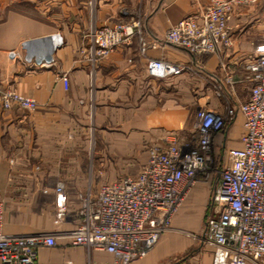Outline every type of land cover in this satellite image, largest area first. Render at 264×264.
I'll use <instances>...</instances> for the list:
<instances>
[{
    "label": "crops",
    "instance_id": "obj_1",
    "mask_svg": "<svg viewBox=\"0 0 264 264\" xmlns=\"http://www.w3.org/2000/svg\"><path fill=\"white\" fill-rule=\"evenodd\" d=\"M209 2L0 0V79L38 101L34 109L0 107L2 229L56 234L55 245L39 247L36 264H120L106 250L73 244L67 234L76 226L84 189L92 187L96 194L103 183L124 176L102 179L101 172L138 175L148 163V147L165 148L197 135L198 107L225 113L231 104L249 99L252 82L241 78L249 73L246 63L264 50V0L234 5L228 20L232 44L219 51L192 54L164 40L182 17L202 18ZM132 21L139 23L141 34L106 56L91 54L93 27ZM152 58L193 67L158 77L148 68ZM63 72L69 75L68 87ZM228 75L234 78L232 86ZM243 122L238 112L217 136L216 149L226 153L241 146ZM61 179L69 190L64 219L56 214ZM206 189L203 181L196 183L174 217L175 227L188 225ZM205 219L202 251L172 262L212 264V247L202 238ZM189 242L167 231L146 256L127 264H168L161 261Z\"/></svg>",
    "mask_w": 264,
    "mask_h": 264
},
{
    "label": "built area",
    "instance_id": "obj_2",
    "mask_svg": "<svg viewBox=\"0 0 264 264\" xmlns=\"http://www.w3.org/2000/svg\"><path fill=\"white\" fill-rule=\"evenodd\" d=\"M257 0H210L202 18L182 17L170 27L164 40L189 53L216 52L232 44L228 27L236 4ZM142 29L137 22H115L93 27L89 51L102 57L128 42ZM187 64L152 58L148 68L158 77L178 75ZM252 82L249 99L231 104L225 113L200 107L195 127L198 134L188 141H171L165 148L152 147L146 166L138 175H124L102 184L99 191L82 195L74 214L76 226L67 234L73 244L112 253L127 264L146 256L171 228L190 192L209 177L215 160L216 139L238 112L244 116L242 145L226 151L210 209L202 231L212 247V264H264V50L246 63ZM65 87L69 75L61 74ZM38 101L0 81V107L34 109ZM69 194L64 181L56 187V214L64 219ZM0 199V260L3 264H36L42 245L57 243L55 233H7L2 229Z\"/></svg>",
    "mask_w": 264,
    "mask_h": 264
},
{
    "label": "rangeland",
    "instance_id": "obj_3",
    "mask_svg": "<svg viewBox=\"0 0 264 264\" xmlns=\"http://www.w3.org/2000/svg\"><path fill=\"white\" fill-rule=\"evenodd\" d=\"M263 45L264 44H262V46ZM187 65H188L187 69L188 68L190 69V68L193 67V65H191V64H187ZM248 76H249V73L247 72V73H245V75L241 79L248 81L249 80ZM227 79H228L227 81H229V82H227L229 85H231L232 82L234 81V78L231 75H228ZM0 81H1V79H0ZM1 83H2V81H1ZM199 108L200 107H198V109L196 111V114H197ZM196 114H195V118L193 119L194 123L197 122ZM189 139H191V137L188 138L186 141H188ZM151 148H152V146L148 147L149 152H150ZM218 151L219 150L216 149V147H215V160L213 162V169L211 170L209 177H207L205 174H199L198 175L199 181H203L204 183H206V185H207V189L206 190L207 191H206V193L204 195H202V196L197 198V203L195 205V212L193 211V214L191 215V218H189L187 220L188 225H185V226H182V227H175L173 225L174 223L172 221L171 228L169 230H167V231H176L177 233H179L180 235H182L183 237L188 239V241L191 240L192 242H189V243H192V244L187 245L185 247L186 249L183 250V251L180 250L178 252H174V253L170 254L169 256L165 257V259H163L161 262L169 263V262H172V261H178V260H180V259H182L184 257H185V260H187L188 258H191L192 255L198 253L199 251H202V249H201L202 241H200V240H202L200 238V236H201L200 235V233H201L200 232L201 231V225H202V222L204 221V219L206 218V214L205 213L209 212V209H210V207H209L210 198H211L212 192L214 190V187H215V185L217 183V179L219 177V171H220L223 163L226 160V153H224L222 151L221 152L220 151L218 152ZM125 163H126V161H125ZM136 173L137 172H131V171L118 172V173L117 172L116 173L101 172V174L103 175L102 179L103 178L104 179H109V178H112V177L117 178V177H119L121 175H127V174L133 175V174H136ZM97 175H98V173H97ZM59 181H64V180L61 179ZM66 189H67V191H69L67 187H66ZM77 190L79 191L81 189H77ZM94 190L95 189L92 188V187L86 188V189H84L83 193H81V194L93 193ZM3 207H4V203H3ZM180 210H179V212H180ZM178 213L176 215H178ZM176 215L174 217H176ZM173 220H174V218H173ZM196 225H197V227H196Z\"/></svg>",
    "mask_w": 264,
    "mask_h": 264
},
{
    "label": "water",
    "instance_id": "obj_4",
    "mask_svg": "<svg viewBox=\"0 0 264 264\" xmlns=\"http://www.w3.org/2000/svg\"><path fill=\"white\" fill-rule=\"evenodd\" d=\"M44 56V55H43ZM45 58L47 59V60H52V48H50L49 50H48V52L45 54ZM168 264H176V262H171V263H168Z\"/></svg>",
    "mask_w": 264,
    "mask_h": 264
}]
</instances>
